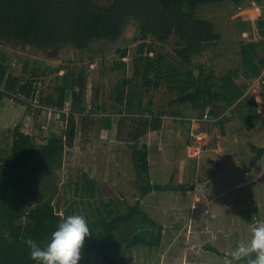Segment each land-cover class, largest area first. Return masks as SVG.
Wrapping results in <instances>:
<instances>
[{
    "label": "rangeland",
    "instance_id": "374dc122",
    "mask_svg": "<svg viewBox=\"0 0 264 264\" xmlns=\"http://www.w3.org/2000/svg\"><path fill=\"white\" fill-rule=\"evenodd\" d=\"M109 1L98 0L100 4ZM197 15L211 21L221 35L220 41L200 58L208 70L215 68L220 77L241 67L240 49L244 43L262 39L259 23L264 21V0H246L240 5L231 0L200 5ZM136 32L137 25L130 23L123 39L107 45L95 43L92 52L81 55L72 47L51 54L24 50L19 44L11 45L0 39V48L8 54L14 70L20 71L22 62L29 59L43 72L35 100L21 103L20 97H7L0 104V156L6 159L11 153L17 128L32 136L39 147L53 136L65 137L73 111L72 90L67 91L62 111L44 102L49 95H58L57 88L63 84L66 72L84 69L86 109L76 115L74 145L66 146L63 167L42 178L33 187L34 193L40 199H52L56 212L63 216H84L90 229L101 217L110 219L127 212V207L134 206L140 198L130 133L140 117H147L151 125L155 118H160L159 128L149 129L141 139V143L147 142L149 146L151 179L157 184L191 189L154 192L142 199V209L155 225L140 216L122 225L115 235L120 244H114L112 253L118 264H196L202 244L226 252L219 248L220 241L228 242L222 241L224 233H245L251 239V225L264 221V183L248 185V190L239 188L245 173L264 170V161L256 166L252 161L256 155L252 145L264 146V83L257 88L259 81L264 80V72L250 80V84L243 76L236 80L241 86L249 85L247 92L253 95L262 114L253 132L249 130L252 127L248 128L253 104L244 108L233 106L223 113L226 117L222 121L216 122L207 116L209 109L201 112L188 105H172L176 94L166 87L146 89L143 81L134 77L131 59L138 44L134 40ZM158 45L161 51L175 57L174 44ZM122 49L129 50V69L114 71L113 62ZM125 78L132 81L124 89V102H120L116 84ZM85 178L94 182L93 198L83 193ZM208 180L206 186L197 188ZM29 197L35 205L38 203V198ZM256 208L259 218L255 213L252 217L247 213ZM227 209L232 210L228 214L235 216L224 217L221 225L204 224L208 212ZM128 233L131 236L126 237ZM80 255L78 264H106L96 254ZM204 255L205 260L219 259L205 250Z\"/></svg>",
    "mask_w": 264,
    "mask_h": 264
},
{
    "label": "trees",
    "instance_id": "16d2710c",
    "mask_svg": "<svg viewBox=\"0 0 264 264\" xmlns=\"http://www.w3.org/2000/svg\"><path fill=\"white\" fill-rule=\"evenodd\" d=\"M224 1L111 0L100 4L98 0H0V36L18 43L24 50L29 48L51 54L57 49L72 47L81 55L92 52L95 43L107 45L123 39L128 25L134 23L137 25L134 40L138 44L131 64L134 77L142 80L146 89L166 87L168 92L177 95L172 105H188L201 112L209 109L207 116L218 122L226 117L223 113L227 109L253 104L248 126L251 128L257 125L262 114L253 95L247 92L249 83L241 86L236 80L242 76L254 80L264 72V21L259 23L262 39L241 46L240 68L220 77L215 68L208 70L200 60L207 49L220 41L221 35L211 21L198 17V7ZM231 1L240 5L246 0ZM159 43L174 44L175 57L161 51ZM118 53L112 69L127 71L129 50L122 49ZM42 79L43 72L29 59L22 62L20 71L14 70L8 54L0 48V104L7 97H20L21 103L35 100ZM131 81L125 78L116 84L118 101L124 102V89ZM86 89L84 69L72 68L66 72L63 84L57 88L58 95H49L44 102L62 111L67 91L72 90L73 111L68 118L65 137L53 136L39 147L32 136L17 128L11 153L6 159L0 156V264H37L30 257L25 240L32 239L43 246L49 242L62 218H66L56 212L52 199L38 198L33 187L63 167L66 146H73L76 138V115L83 114L86 109ZM136 121L137 127L130 135L134 142L132 161L140 198L134 206L127 207V212L96 221L91 229L93 233L86 237L81 249V252L100 256L106 264H118L112 250L114 244L119 243L115 235L122 225L138 216L155 225L143 211L142 199L154 192L191 189L152 181L149 146L147 142L141 143V139L149 129L156 131L162 121L155 118L152 125L147 117ZM252 150L256 153L252 159L255 163L264 155V147L252 145ZM82 190L90 198L95 197L93 180L85 178ZM29 195L39 199L36 205L29 200ZM126 243L132 245V242Z\"/></svg>",
    "mask_w": 264,
    "mask_h": 264
},
{
    "label": "clouds",
    "instance_id": "9594fccd",
    "mask_svg": "<svg viewBox=\"0 0 264 264\" xmlns=\"http://www.w3.org/2000/svg\"><path fill=\"white\" fill-rule=\"evenodd\" d=\"M251 239L240 242L228 253L225 264L246 260V264H264V221L250 227ZM91 231L86 218L79 214L62 218L57 229L51 233L49 242L41 246L32 239L25 240L30 257L37 264H78L81 249Z\"/></svg>",
    "mask_w": 264,
    "mask_h": 264
},
{
    "label": "crops",
    "instance_id": "0c3cea01",
    "mask_svg": "<svg viewBox=\"0 0 264 264\" xmlns=\"http://www.w3.org/2000/svg\"><path fill=\"white\" fill-rule=\"evenodd\" d=\"M246 82L248 83V82H250V80H246ZM214 120H216V122L218 121V119H214ZM256 126L252 127V129H249L250 132H253V130L255 129ZM262 147H264V146H262ZM263 161H264V155L262 156V158L260 160L256 161L255 164H253V165L254 166L259 165V163L260 162L262 163ZM245 175L246 176L244 177V180L242 181L243 183H241L239 185L240 186L239 188L241 190H248V185H253L256 182H260L261 184H262V182L264 183V170H261L260 172H258L256 174L245 173ZM208 182H209V180H208ZM230 211H232V210H229V209H227L226 211L220 210L219 212L217 211L215 213H213V212L209 213L208 212L209 214L208 213L206 214L207 218L204 220V224L207 227L209 225H213V226L221 225L223 223L224 217H227V216L228 217L229 216H233L234 217L235 216L233 213H231V214L227 213V212H230ZM247 213L251 217L253 216V213H255L256 216H258V218L260 217V213H258V209L257 208H256L255 211L248 210ZM212 236H213V233H212ZM215 238H216V235H215ZM249 240H250L249 236L246 235L245 233L242 234V235H239V234L235 235L234 233H224L222 241H228V242L222 243L220 241V243L222 244V247L220 246L219 248L224 249L226 252L219 250L218 248H216L215 246H212L211 244H205V245L202 244V246L200 247V250L202 249V251L198 250V252H197L198 253L197 256L200 255V254H201V256H200V258L198 256L196 264H225V260L227 258H230L228 256L229 252L227 250L230 249V252H231L232 250H234L237 247V245L240 242H248ZM204 250L207 253H213L219 259L218 260H211V259L209 260V258H208V260H205V258H204V256H205L204 255ZM206 257H207V254H206ZM234 264H246V260H241L239 262H234Z\"/></svg>",
    "mask_w": 264,
    "mask_h": 264
},
{
    "label": "water",
    "instance_id": "95a60500",
    "mask_svg": "<svg viewBox=\"0 0 264 264\" xmlns=\"http://www.w3.org/2000/svg\"><path fill=\"white\" fill-rule=\"evenodd\" d=\"M0 39L1 40H3L4 42H6V43H8V44H11V45H18V43H14V42H12L11 40H9V39H7V38H5V37H2V36H0ZM59 49H57V50H55V51H58ZM208 184V181H206V182H202V183H199L198 185H197V188L198 187H204V186H206Z\"/></svg>",
    "mask_w": 264,
    "mask_h": 264
},
{
    "label": "built area",
    "instance_id": "2783aa9c",
    "mask_svg": "<svg viewBox=\"0 0 264 264\" xmlns=\"http://www.w3.org/2000/svg\"><path fill=\"white\" fill-rule=\"evenodd\" d=\"M264 83V80H262L261 82L259 81V83L257 84V88H259L261 86V84ZM199 139H202L201 137H199Z\"/></svg>",
    "mask_w": 264,
    "mask_h": 264
}]
</instances>
